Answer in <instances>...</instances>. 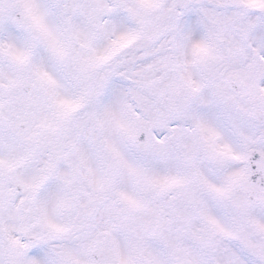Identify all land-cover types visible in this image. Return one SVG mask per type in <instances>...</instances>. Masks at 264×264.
Here are the masks:
<instances>
[{"label": "snow or ice", "instance_id": "1", "mask_svg": "<svg viewBox=\"0 0 264 264\" xmlns=\"http://www.w3.org/2000/svg\"><path fill=\"white\" fill-rule=\"evenodd\" d=\"M0 264H264V0H0Z\"/></svg>", "mask_w": 264, "mask_h": 264}]
</instances>
